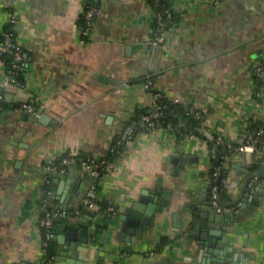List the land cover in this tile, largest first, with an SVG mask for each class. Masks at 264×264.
Masks as SVG:
<instances>
[{"label":"crops","instance_id":"0c3cea01","mask_svg":"<svg viewBox=\"0 0 264 264\" xmlns=\"http://www.w3.org/2000/svg\"><path fill=\"white\" fill-rule=\"evenodd\" d=\"M85 4L0 0V35L16 15V41L29 54L23 87L0 67V100L7 104L0 111V264H205L199 242L211 239L212 264H264V176L257 174L264 144L257 152L222 153L216 166L206 136L238 144L249 120L264 123V81L256 74L264 57V0H172L175 24L157 46L150 43L148 0H97L89 35L81 33ZM147 76L179 100L183 114L206 110L197 131L205 138L166 129L136 133L116 169L98 180L97 199L109 207L107 215L97 212L101 232L93 236L88 228L85 251L79 223L89 210L81 202L96 180L80 161L105 156L130 118L150 107L139 81ZM30 99L37 116L14 107ZM40 110L55 123L38 122ZM213 169L222 203L233 207L219 221L207 218L215 213L206 182ZM45 193L54 208L80 210L56 223L50 262L39 226ZM152 194L157 206L164 198L167 204L149 224L133 223L126 210Z\"/></svg>","mask_w":264,"mask_h":264},{"label":"built area","instance_id":"2783aa9c","mask_svg":"<svg viewBox=\"0 0 264 264\" xmlns=\"http://www.w3.org/2000/svg\"><path fill=\"white\" fill-rule=\"evenodd\" d=\"M85 9L83 13V27L81 33L83 35H89L93 30L94 22L97 14V8L94 4L90 3V0H85ZM153 10H154V19L153 26L150 33V43L153 46L162 44L165 40V36L170 30V28L175 24V12L172 5L163 7L161 5L162 0H152ZM16 15L11 17V30L12 32H4L0 38V67H5L8 71L10 81L16 86L23 87L24 84L16 80V75L19 71L23 70L27 66L29 59L28 52L21 46L20 43L13 38V33H15L14 25L16 23ZM8 57L10 60L5 65L4 58ZM256 74L264 81V57L258 63L256 67ZM144 89L151 96V105L149 112H141L137 118L131 119L127 124L124 125L122 130L119 132L118 136L115 138L114 143L110 147V150L113 151L116 156L114 160L107 159L104 156L95 157L91 155H86L80 161L81 169L86 171L93 181L100 178L102 175L110 173L116 169L118 159L122 156L128 146H130L134 140L136 133L138 132H154L156 130L166 129L172 132H176L180 135H188L191 138L195 137V133L192 130L185 128L183 121H180V124H171L163 125L161 116L170 106H177L179 100L176 98H169L163 92L154 90L150 77H146L145 82L143 83ZM2 101V100H0ZM18 109L23 110L30 114L36 115L35 110V100L30 99L26 102L20 103L17 106ZM2 107L0 106V111ZM187 114L192 116L198 121L199 127L203 129L204 120L206 118V110L191 108L188 110ZM183 122V124L181 123ZM181 125L183 126L181 127ZM209 137L210 144L219 145L222 148H226L236 152H257L258 144H262L263 141L260 140V136H263L264 140V128L258 129L256 133H250L244 137L241 143L233 144L226 141L224 138L210 135ZM217 150L215 147L210 145V154L214 155ZM67 160H64L66 163ZM46 169H54L52 166H47ZM217 178L219 179V174L215 169L212 170V173H208L206 177V182L209 187L208 191V206L217 214L228 213L233 210V207H228L222 204L220 201V192L218 185L216 184ZM97 183L96 181L92 182L90 188L81 202V206L85 207L93 214L89 219L88 228L95 230L99 222V214L95 212L97 210ZM40 204L42 208V213L39 219V226L43 230V242L42 246L45 251L50 245V242L54 239V232L52 228L54 223L60 220L67 218H72L80 213V210H67V209H57L51 206L50 196L44 194L40 199ZM122 256V254H121ZM53 259V256L50 257L46 262H50ZM117 264H122L118 262Z\"/></svg>","mask_w":264,"mask_h":264},{"label":"trees","instance_id":"16d2710c","mask_svg":"<svg viewBox=\"0 0 264 264\" xmlns=\"http://www.w3.org/2000/svg\"><path fill=\"white\" fill-rule=\"evenodd\" d=\"M148 1H149L150 5L152 6L153 5L152 0H148ZM90 3L91 4H94L95 6L98 5L97 4V0H90ZM171 4H172V0H162V2H161V5L163 7L170 6ZM175 20H176V18H175ZM82 22H83V19H82ZM11 28H12L11 27V24H9L4 32L5 33L6 32H9V31L12 32ZM1 36L2 35H0V38H1ZM12 37L16 39L15 33H13V36ZM4 60L6 62L5 63V65H6L9 62L10 59L8 57H5ZM25 68L23 70L19 71L17 73V75H16V80L18 82H20V83H23V74H24ZM145 80H146V77H144V78L141 77V79H139V81H141L143 83L145 82ZM258 81H259L258 83H261L262 82L259 79H258ZM154 90H156V89L154 88ZM19 104L14 105V107L18 106ZM0 106L2 107V109H5V107H7V104L2 100V101H0ZM149 109H150V107L149 108H146V109L138 110L136 112V114L133 117L130 118V120L137 118L138 115L141 112H147L148 113L149 112ZM183 113L184 112H182V110L178 107V105L177 106H170L160 118L163 121V125L164 126L167 125L168 123H171V124H180V119H181L185 123V125H186L185 128L186 129L192 130L195 133L196 136H199L201 138H205L204 135L200 134L196 130V128L199 127L198 121L195 118H193L192 116H189L187 113L186 114H183ZM182 126L183 125H181V127ZM183 128H184V126H183ZM260 128H264V123L262 121L258 120V119H253L252 118L251 120H249V124H248V128H247L248 130H247L246 135H248L250 133H253L254 134ZM260 140L263 141V142H262V144H258V146H257L258 150L257 151L261 150V148H262V146L264 144L263 136H260ZM210 145L212 147H215V149L216 150H219L221 153H225V152L228 153L229 151H231L229 149L222 148L219 145L217 146V145H215L213 143L210 144ZM115 156H116V154L113 151L109 150V152L107 154H105L104 157H106L107 159H110V160H114L115 159ZM209 173H212V170H210ZM99 179L100 178L96 179V183H98V180ZM216 184L218 185V189H219V192H220L219 195H220V200H221L222 184L220 183V181H219L218 178L216 180ZM96 203L99 206V209L96 210L95 212H98V211L102 212L103 211V213H105L107 215V213L104 212V211H106L107 208L109 207L108 203H106L104 201H100L98 199H96ZM105 214H104V216H105ZM57 222L54 223V226L52 228V231L53 232H54V227H55V225H56ZM101 228L102 227L100 225H97V227L95 228L94 233L92 235L93 236H96L97 234H99V232H101ZM41 231H42V234H44V232H43L42 229H41ZM52 242H53V240L50 242V245L47 248L46 255H45L46 256V259H49L50 257L53 256V248L51 246L52 245ZM164 243H165V240H162L161 245L164 244Z\"/></svg>","mask_w":264,"mask_h":264},{"label":"water","instance_id":"95a60500","mask_svg":"<svg viewBox=\"0 0 264 264\" xmlns=\"http://www.w3.org/2000/svg\"><path fill=\"white\" fill-rule=\"evenodd\" d=\"M39 114H40V116L37 119V121L40 122L41 124L47 125V124H52V122L55 123V121L53 119H51L42 110L39 111ZM26 115H28V113H26ZM196 130L200 131L199 128H196ZM221 154L222 153L219 150H217L214 154L213 159H214L216 166H220ZM257 174L264 176V169L261 168ZM253 176H254V174H252L250 177H253ZM220 178L221 177L219 176V179ZM163 194L165 196H167L169 193L166 191H163ZM149 199H150V202L145 204V202H148L149 200H146L144 198H139L138 201L133 203L132 206L126 210V214L135 219L133 223H136L137 222L136 219H139L141 224H149L154 212L160 211L162 209V207L165 206L168 202L167 198H164L161 201V206H157L156 203L158 201V196L156 194H152ZM220 202L222 203V201H220ZM226 205H229V204H226ZM243 206H245V204ZM92 214L93 213L91 211H88L86 218H81L80 223H79V226L81 227L80 232H79V241L83 244L82 249L85 251L87 249V248L85 249V246L88 244V224H89V219H90ZM225 215L227 216L229 214H225ZM221 217H222L221 214H216V213L207 214V218H209V220L219 221V220H221ZM75 233H76V229L74 227H70L67 229L68 237H73ZM209 244L210 245L204 246V244L202 245V243L199 242L200 247H198V253L200 252L206 258V259H204L205 264H212V261L215 259V256L212 253H216V251L214 249L212 250V248H211V246H213V240L212 239L210 240ZM85 251H83V252L81 251L82 254ZM86 254H87V252H86ZM193 257L195 258L196 256H192V258Z\"/></svg>","mask_w":264,"mask_h":264}]
</instances>
